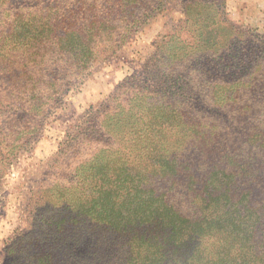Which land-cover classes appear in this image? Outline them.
<instances>
[{
	"label": "trees",
	"instance_id": "1",
	"mask_svg": "<svg viewBox=\"0 0 264 264\" xmlns=\"http://www.w3.org/2000/svg\"><path fill=\"white\" fill-rule=\"evenodd\" d=\"M166 2L0 0V124L1 105L8 103L14 107L5 116L8 133L30 145L73 87ZM218 3L182 0L185 20L158 44L144 77L124 80L73 137L79 155L90 160L73 168L71 188L42 187L46 204L32 234L18 233L7 244L11 264H36L34 252L44 247L49 264H264L253 245L264 237V200L250 197L252 186L250 196L230 198L228 187L240 181L237 175L250 183L264 176V36L245 35L217 17ZM194 9L210 10L203 23ZM209 20L226 29L213 46L204 25ZM209 146L216 151L215 172L227 177L207 175L202 183L211 200L201 198L199 207L192 181L200 174L196 159ZM141 159L144 172L137 170ZM185 175L190 182L180 179ZM84 219L92 223L89 236L62 238V227H81ZM103 227L116 233L114 247L102 248L106 241L95 238ZM194 240L197 249L182 257L177 249Z\"/></svg>",
	"mask_w": 264,
	"mask_h": 264
},
{
	"label": "rangeland",
	"instance_id": "2",
	"mask_svg": "<svg viewBox=\"0 0 264 264\" xmlns=\"http://www.w3.org/2000/svg\"><path fill=\"white\" fill-rule=\"evenodd\" d=\"M18 1L21 2V0ZM218 1L219 3L216 6L219 8V12L213 11L217 17L222 15L230 26L238 28L245 35L251 32L264 36V0ZM209 13L210 10L204 9L198 13L196 9L193 13L194 19L198 23H203L202 18L208 16ZM198 15H200V19ZM185 17V6L182 5V0H167L163 11L156 12L145 26L140 28L133 37L122 45L114 57L103 63H98L91 76L82 84L73 87V90L66 96L63 105L59 109L53 110L52 115L45 122L41 133L37 135L36 139L33 138L30 145L24 146L25 141L21 140L20 136L19 139H16V137H11V134L8 133L9 123L5 116L7 113L11 115L14 107L9 106L8 103L1 105V112L4 113V117L1 118L0 124V264H11L10 254L5 251L11 238L15 237L18 233L32 234V227L37 211L46 204L45 200L41 198L44 196L42 187L48 185L49 188H54L55 186L64 185L67 189L71 188L73 183L70 179L71 177L73 178V168L82 162L90 160L83 159L79 155L78 150H76L78 143L77 141L73 143V137L92 124L89 117H97V113L103 110L110 96L119 88L124 80L133 76L144 77L146 65L151 59L154 62L156 61L155 52L157 51L158 44L175 31V28L185 20ZM213 22V20H209L204 24L207 27H204L206 31L211 30L210 32H206V37L211 41L208 44L209 46L216 44L215 39L218 42L223 36L226 37L224 25L220 22L216 24ZM239 40L243 43V41L247 40V37L244 36ZM102 47L110 49V44L105 42L102 44ZM215 47L217 48L218 45ZM7 135H10L9 138H7ZM87 142L89 141L87 140ZM242 148L247 149V146ZM86 149L89 150L90 146H87L85 143L84 151ZM199 157L200 159H196L199 163L196 168L200 174L193 179L194 190L191 189V191L194 192V205L200 207L202 205L201 198L211 200L209 193L212 190L207 189L208 192H206L205 186L202 183L207 175L210 173L211 176L219 175V177H227V175L215 172L213 160L217 159H212L216 157V151L213 147L209 146L205 147L204 150L202 149ZM146 166L145 160L141 159L138 162L137 170L143 171ZM240 173L243 174V172ZM258 177V180L250 183L246 180L245 176H235L240 181H230V184H228V187L231 189L232 197L230 198H233L235 193L239 194V197L245 195V193L250 196V187L252 186L254 192L250 197L255 201L263 202L264 176L261 177L258 174ZM180 179L185 183L190 182L189 176L186 175L181 176ZM178 184H180L178 187L180 190L177 193L181 192L183 188L181 183ZM166 190L167 188L159 190L158 195L165 193ZM221 195L222 193L219 194V196ZM214 198L216 199V197ZM64 202H66L64 199L61 200L60 206L63 208H65ZM224 203V199H221L220 205ZM225 206L228 207L229 203H225ZM91 224L88 219L83 220V226L81 227H74L73 224L68 222L62 227V238L64 240L74 239L83 231L82 234L89 236V231L86 230ZM96 233L97 237L95 238L100 237L106 241L105 245H101L100 247L104 248L115 245L114 242L117 237L116 233L112 232V230L103 227V229L96 231ZM27 237L25 238L26 240ZM230 243L227 240L226 246L231 247ZM197 245V240L189 241L183 249L184 251L178 249L177 251L182 257L190 258L192 248L197 249ZM253 245H256L257 249L254 252L264 259V237L258 238ZM24 246L22 243L18 249L20 252H23L22 254H27L28 248L23 249ZM234 248L237 249L235 246ZM34 255L36 256V264H49L52 261L51 255L49 256L48 250L45 247L36 250Z\"/></svg>",
	"mask_w": 264,
	"mask_h": 264
}]
</instances>
